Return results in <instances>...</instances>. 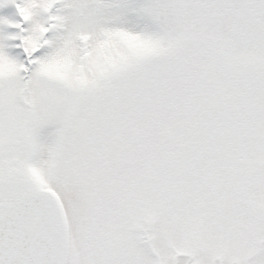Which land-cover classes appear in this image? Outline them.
<instances>
[{
	"label": "snow or ice",
	"instance_id": "6c2138e0",
	"mask_svg": "<svg viewBox=\"0 0 264 264\" xmlns=\"http://www.w3.org/2000/svg\"><path fill=\"white\" fill-rule=\"evenodd\" d=\"M0 264H264V0H0Z\"/></svg>",
	"mask_w": 264,
	"mask_h": 264
}]
</instances>
